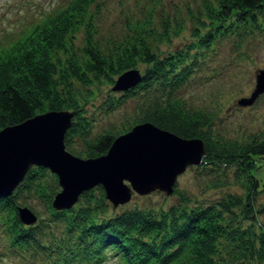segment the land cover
Listing matches in <instances>:
<instances>
[{"label": "trees", "instance_id": "trees-1", "mask_svg": "<svg viewBox=\"0 0 264 264\" xmlns=\"http://www.w3.org/2000/svg\"><path fill=\"white\" fill-rule=\"evenodd\" d=\"M90 1L67 0L57 13L36 21L23 38L3 48L0 127L46 109L70 108L74 112L64 132L65 146L88 156L104 152L113 136L134 122L149 119L182 136L201 137L204 153L200 162L208 163L212 170L207 185L238 181L244 192L226 191L207 202L194 199L191 204L157 209L134 205L109 212L104 188L96 183L83 189L70 206L56 208L51 204L59 188L56 173L50 169L54 184L48 188L46 166L31 164L13 190L0 195V212L10 215L12 239L17 243L36 239L37 223L21 221L16 210V197L22 188H33L45 194L49 208L63 222L62 264L72 259L100 264L109 257L115 264H225L228 259L237 260V264H264V225L256 224L253 214L255 194L264 187L253 171L264 159V132L245 139L225 137L213 128L207 110L192 106L177 93L193 70L200 49L230 28L245 27L256 10H264V0H200L204 16L198 20L203 30L193 26L195 38L165 53L151 48L147 36L156 30L150 31L153 27L144 22L132 24L133 30L125 40L113 51H105L93 40L94 25L86 20L81 53L58 64L51 48L65 47L67 32L83 19L75 14L84 15ZM137 59L144 63L140 79L121 89L120 94L109 95L108 100L121 101L137 88L149 90L152 82L157 93L149 96L141 117L129 120L128 126L93 133L72 77L84 83L91 80V75L112 80L114 74L136 66Z\"/></svg>", "mask_w": 264, "mask_h": 264}, {"label": "rangeland", "instance_id": "rangeland-1", "mask_svg": "<svg viewBox=\"0 0 264 264\" xmlns=\"http://www.w3.org/2000/svg\"><path fill=\"white\" fill-rule=\"evenodd\" d=\"M66 1L0 0V53L3 48L23 38L36 21L57 13ZM200 5V0H92L84 15L82 12L75 14L83 19L77 27L67 32L65 47L51 48L52 58L58 64H63L67 58L81 53L86 20L94 25L93 40L105 51H113L114 46L132 32V24L142 22L147 27H153L150 31L156 30L147 36L152 49L159 53L172 51L195 38L193 26L203 30L198 20L199 16H204ZM263 12L256 10L254 18H248L245 27L230 28L215 36L209 46L200 49L193 70L177 89V93L189 104L207 110L213 128L225 137L245 139L257 132H264V90L258 92L250 102L238 101V98L250 95L256 73L264 65ZM136 67L142 72L144 63L138 60ZM116 76L114 74L113 79L109 80L103 75H91V80L85 83L72 77L83 111L91 121L93 133L104 128L117 130L128 126L129 120L141 117V108L151 98L149 96L157 93L155 82H152L149 90L137 88L121 101H109V95L121 93V89L111 88ZM261 161L253 171L260 184H263L264 159ZM46 168L45 183L49 188L54 183L50 178L51 170ZM209 169L208 163H189L177 174L175 189L171 192L161 188L143 193L132 190L129 198L122 202L112 204L109 201L108 211L134 205L157 209L170 204H191L194 199L207 202L226 191L244 192L238 181L207 185V177L212 173ZM16 200L17 204H27L36 212V218L30 223H37L36 239L15 242L8 226L10 215L5 211L0 212V264H62L59 252L63 249L64 225L61 218L49 208L45 194L33 188H22ZM254 207V222L264 225V187L255 194ZM67 240L75 242L72 238ZM228 262L229 259L225 264H237L238 261ZM67 263L87 264L77 259ZM100 264H115L114 258L109 257Z\"/></svg>", "mask_w": 264, "mask_h": 264}, {"label": "water", "instance_id": "water-1", "mask_svg": "<svg viewBox=\"0 0 264 264\" xmlns=\"http://www.w3.org/2000/svg\"><path fill=\"white\" fill-rule=\"evenodd\" d=\"M140 77L138 67H128L117 74L111 88L125 89ZM263 90L264 65L256 73L250 95L238 101L250 102ZM73 112L66 107L50 108L0 127V195L10 193L31 164H43L57 176L59 188L51 198L54 207L70 206L83 189L96 183L102 184L107 199L116 204L128 199L132 189L171 192L177 174L187 164L203 159L201 137L182 136L149 119L115 134L104 152L75 153L63 139ZM16 210L23 222L36 218L27 204H17Z\"/></svg>", "mask_w": 264, "mask_h": 264}]
</instances>
